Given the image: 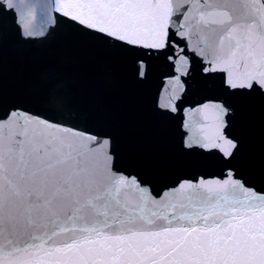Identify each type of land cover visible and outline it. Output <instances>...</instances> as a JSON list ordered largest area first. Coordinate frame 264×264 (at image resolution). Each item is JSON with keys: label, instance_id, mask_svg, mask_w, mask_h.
I'll return each mask as SVG.
<instances>
[{"label": "snow or ice", "instance_id": "obj_1", "mask_svg": "<svg viewBox=\"0 0 264 264\" xmlns=\"http://www.w3.org/2000/svg\"><path fill=\"white\" fill-rule=\"evenodd\" d=\"M0 264H264V0H0Z\"/></svg>", "mask_w": 264, "mask_h": 264}]
</instances>
